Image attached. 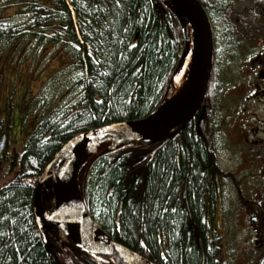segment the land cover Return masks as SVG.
<instances>
[{
    "label": "trees",
    "instance_id": "obj_1",
    "mask_svg": "<svg viewBox=\"0 0 264 264\" xmlns=\"http://www.w3.org/2000/svg\"><path fill=\"white\" fill-rule=\"evenodd\" d=\"M68 4L83 40L71 53V66L82 72L74 82L80 94L59 110L43 105L35 114L17 177L0 190V264H85L72 243L50 255L38 233L32 199L43 166L78 133L150 114L164 101L172 74L182 66V21L159 0H20V16L25 17L20 40L32 36L36 42L67 46L79 42ZM15 32L7 27L0 39ZM192 123L158 150L139 181L129 169L130 159L151 144L126 145L95 157L81 186L86 206L103 229L111 233L122 202L118 217L124 234L115 239L134 248L144 238L154 254L159 246L168 247L171 264H200L178 198L185 183L191 202L198 197L202 173L217 165L209 134L203 130L197 135Z\"/></svg>",
    "mask_w": 264,
    "mask_h": 264
},
{
    "label": "flooded vegetation",
    "instance_id": "obj_2",
    "mask_svg": "<svg viewBox=\"0 0 264 264\" xmlns=\"http://www.w3.org/2000/svg\"><path fill=\"white\" fill-rule=\"evenodd\" d=\"M196 1L204 9L210 27L213 55L210 78L213 77L212 81L216 83L212 96L218 93V88L221 89L218 83H227L230 105H234L232 112L235 114L233 123L228 124H232L231 135L237 137V145L242 147L240 162L233 171L222 169L218 160L217 165L206 168L202 173L205 176L202 192L198 197H192V202L185 183L178 198L180 215L183 220L187 218L189 230L195 237V252L200 264H264V0ZM19 19L20 0H0V33L7 27L16 29V35L0 39L2 48H9L10 44L20 46ZM1 65L0 73L4 70ZM210 100L206 98L199 110H203L204 115L198 114L192 120L197 135L203 130L215 131L214 117L207 116L212 108ZM31 107V104L24 106L21 114L19 109L18 114L14 113L16 117L0 119V190L17 177L20 154L25 146L20 132L21 118L26 114L28 133L34 123V118L27 116ZM154 146L135 152H147ZM210 151L217 159L215 147ZM145 164L143 161L135 167L132 174L136 182L143 174ZM188 171L189 166L186 178ZM243 171L246 172L242 174ZM121 205L122 202L118 205L111 231L114 239L115 235L122 237L124 234L118 217ZM46 208L50 209V206ZM184 222L181 224L183 228ZM47 236L50 255L64 248H58L51 231ZM139 242L134 248L119 243L153 264H160L158 258L163 264H171L166 255L168 247L159 246L154 254L144 238L140 237ZM77 255L83 262L84 257H88L79 251Z\"/></svg>",
    "mask_w": 264,
    "mask_h": 264
},
{
    "label": "water",
    "instance_id": "obj_3",
    "mask_svg": "<svg viewBox=\"0 0 264 264\" xmlns=\"http://www.w3.org/2000/svg\"><path fill=\"white\" fill-rule=\"evenodd\" d=\"M159 1L176 14L183 24L186 39L183 57L190 52L188 65L191 70L186 88L174 96L166 97L147 116L106 124L73 136L46 163L34 188V221L42 242L47 245L46 233L58 230L78 251L88 255L84 257L87 264H110L109 258L116 264L153 263L114 240L92 219L85 208L79 187L81 169L95 157L136 140L142 144L157 145L146 153L132 157L129 169L144 160L147 165L158 150L179 134L204 106L213 62L212 39L206 13L196 0ZM68 5L76 28L75 12ZM49 198L53 200L52 208L47 210L43 201ZM45 220L50 224H46Z\"/></svg>",
    "mask_w": 264,
    "mask_h": 264
},
{
    "label": "rangeland",
    "instance_id": "obj_4",
    "mask_svg": "<svg viewBox=\"0 0 264 264\" xmlns=\"http://www.w3.org/2000/svg\"><path fill=\"white\" fill-rule=\"evenodd\" d=\"M21 6L20 13H22ZM11 13L12 11H9V14ZM24 18L20 16V22L24 21ZM33 39L32 36H28L25 40H20V46L16 44H10L9 48L0 46L2 48L0 64L4 69L0 73V119L16 117L14 113L18 114L19 109L21 114L24 106L33 104V108L27 114L31 119L33 113L37 114L43 105L59 110L80 94V87L74 82H77L82 72L71 66L73 47L64 43L53 45L50 42H36ZM212 79L214 78H210L206 97L207 101L211 99L212 108L207 116L211 119L214 117L212 124L215 131L209 130L207 133L211 146L217 150V159H215L222 169L233 171L240 162L242 147L237 145V137L231 135L232 124H228V122L233 123L235 119V114L232 112L234 105H230L231 98L230 93L227 92V83H218L217 86L220 85L221 89L218 88V93L212 96L216 84ZM220 90L225 93H220ZM168 93L169 96L173 93L172 86H169ZM20 132L23 140L26 141L27 129H21ZM245 172L243 171L242 174ZM94 217L97 219L96 215ZM58 239L62 240V237L58 235ZM65 243L69 244L68 241Z\"/></svg>",
    "mask_w": 264,
    "mask_h": 264
},
{
    "label": "bare ground",
    "instance_id": "obj_5",
    "mask_svg": "<svg viewBox=\"0 0 264 264\" xmlns=\"http://www.w3.org/2000/svg\"><path fill=\"white\" fill-rule=\"evenodd\" d=\"M165 2L168 3V1H165ZM188 64H190V54L186 58V63L184 64V66L181 68V70L172 79V87H173L174 94H177V93L183 91L186 88L187 81H188V79H189V77L191 75V70H190V67H189ZM110 146H108V147H110ZM144 183H145V180L143 179V182L141 184L144 185ZM109 261H110L109 262L110 264H116L110 258H109Z\"/></svg>",
    "mask_w": 264,
    "mask_h": 264
},
{
    "label": "snow or ice",
    "instance_id": "obj_6",
    "mask_svg": "<svg viewBox=\"0 0 264 264\" xmlns=\"http://www.w3.org/2000/svg\"><path fill=\"white\" fill-rule=\"evenodd\" d=\"M117 4H119V0H117ZM134 47V46H133Z\"/></svg>",
    "mask_w": 264,
    "mask_h": 264
}]
</instances>
